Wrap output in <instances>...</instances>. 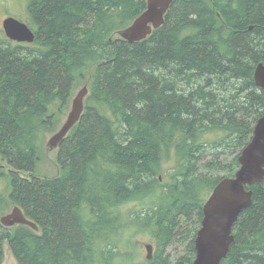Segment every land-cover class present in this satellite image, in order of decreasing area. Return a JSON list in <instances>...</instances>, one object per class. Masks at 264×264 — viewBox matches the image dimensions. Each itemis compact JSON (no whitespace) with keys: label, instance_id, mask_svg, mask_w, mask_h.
<instances>
[{"label":"trees","instance_id":"obj_1","mask_svg":"<svg viewBox=\"0 0 264 264\" xmlns=\"http://www.w3.org/2000/svg\"><path fill=\"white\" fill-rule=\"evenodd\" d=\"M146 7L30 0L34 43H0V156L10 169L0 218L15 205L39 228L0 223V264L6 245L17 264H125L120 247L136 233L154 242L142 264L194 262L203 207L235 176L264 116L254 80L264 63V0H175L147 39L117 37ZM84 84V113L58 149L59 175L36 176L41 135ZM163 164L171 165L166 185ZM247 189L252 206L222 264H264V183Z\"/></svg>","mask_w":264,"mask_h":264},{"label":"water","instance_id":"obj_2","mask_svg":"<svg viewBox=\"0 0 264 264\" xmlns=\"http://www.w3.org/2000/svg\"><path fill=\"white\" fill-rule=\"evenodd\" d=\"M175 0H147L146 10L127 28L120 30V39L135 44L147 39L154 30L165 23V17ZM3 31L10 41L32 44L35 34L30 27L8 17L2 23ZM256 86L264 91V63L254 72ZM87 86L82 87L72 101L70 112L47 144V152L58 150L63 140L80 122L85 109ZM239 169L232 178L223 179L212 192L203 207L201 227L195 239V260L192 264H222L231 244L233 230L240 215L252 206L253 191L247 188L264 183V116L255 125L249 144L239 156ZM0 223L12 228L23 225L38 231V226L26 218L23 210L15 206L10 213L0 218ZM147 259L153 256V246L146 245Z\"/></svg>","mask_w":264,"mask_h":264},{"label":"rangeland","instance_id":"obj_3","mask_svg":"<svg viewBox=\"0 0 264 264\" xmlns=\"http://www.w3.org/2000/svg\"><path fill=\"white\" fill-rule=\"evenodd\" d=\"M30 0H0V41L7 39L5 36V33L3 31L2 23L7 17H14L24 23L27 24V14H26V8ZM118 37V35H116ZM86 86L79 85L74 88L73 93L70 97L69 101V107L64 115H60V121L56 128L52 131H44L43 135H41L40 138V148H41V158L39 163L36 166L35 175L40 177H55L59 175V168L57 165V154L58 150H54L52 152H47V144L52 136H54L59 129L64 124L68 113L71 109V104L75 96L77 95L78 91ZM170 168L171 165L163 164V167L160 171V184L166 185L167 182H170ZM9 167L5 161L0 156V195L7 197V193L9 191ZM150 198H158V195L154 194L151 195ZM149 198V200H151ZM143 202V203H142ZM138 202V203H130L126 205L123 210L125 213L128 212H137L145 208V201ZM15 207V205L11 206L7 213H10L11 210ZM5 214V215H6ZM137 230V229H134ZM132 230V231H134ZM132 231L126 232V238L124 241H128L129 235L132 233ZM108 233V231H107ZM131 246L128 248L124 245H121L120 249L122 251L127 252L128 257L125 264H142L147 261V251L145 249L146 245H154V242L149 234L147 233H136L133 237H130ZM178 250V253L176 251ZM168 252L173 255L174 258L178 257V255L182 254V251L177 249V246H173L168 249ZM2 264H17V261L15 260L14 256L12 255L11 251L9 250L8 246L6 245L4 247V255H3V263Z\"/></svg>","mask_w":264,"mask_h":264},{"label":"flooded vegetation","instance_id":"obj_4","mask_svg":"<svg viewBox=\"0 0 264 264\" xmlns=\"http://www.w3.org/2000/svg\"><path fill=\"white\" fill-rule=\"evenodd\" d=\"M8 18V17H7ZM6 19V18H5ZM6 36V35H5ZM7 38V37H6ZM0 43L1 44H4V45H8V44H10V45H12V46H14V45H16V44H25V43H17V42H14V41H10L8 38L7 39H4V40H2V41H0Z\"/></svg>","mask_w":264,"mask_h":264}]
</instances>
